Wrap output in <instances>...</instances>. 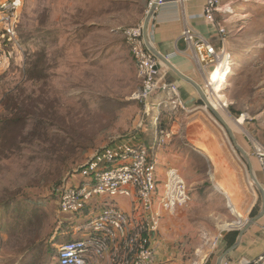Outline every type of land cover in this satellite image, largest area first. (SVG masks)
I'll return each instance as SVG.
<instances>
[{"label":"rangeland","instance_id":"374dc122","mask_svg":"<svg viewBox=\"0 0 264 264\" xmlns=\"http://www.w3.org/2000/svg\"><path fill=\"white\" fill-rule=\"evenodd\" d=\"M221 1L236 66L221 87L224 72L214 78L225 111L214 99L213 109L159 119L171 137L157 158L180 171L193 199L164 214L158 264H193L197 253L203 264L211 255L230 264L224 235L264 205V0ZM146 11L133 0H22L16 41L0 39V264H57L56 245L77 238L74 227L95 211L60 213L55 189L78 185V169L114 140L155 146L156 105L146 114L134 98L141 79L123 35ZM241 117L245 131L233 120ZM242 239L252 254L231 264H264V215Z\"/></svg>","mask_w":264,"mask_h":264},{"label":"built area","instance_id":"2783aa9c","mask_svg":"<svg viewBox=\"0 0 264 264\" xmlns=\"http://www.w3.org/2000/svg\"><path fill=\"white\" fill-rule=\"evenodd\" d=\"M166 1L149 0L147 12L157 10ZM21 5L22 0H0V28H4L0 39L16 41ZM222 11L221 0H206L203 14L217 29L220 46L190 26L181 35L187 44L181 52H190L199 64L204 75L203 99L211 109L217 96L213 93L215 72L236 69L227 47L229 29L219 20ZM123 35L141 79L134 98L143 102L146 114L150 106L156 105L150 125L158 126L160 117L166 115L164 111L189 112L178 85L161 76L158 58L147 49L144 25L129 27ZM5 63L0 54V76ZM233 73L220 80L218 87ZM170 137V130L160 125L152 148L143 142L114 140L97 150L77 171L81 174L78 185L69 181L60 184L55 193L60 213L73 215L94 209L95 214L89 223L74 227L80 233L77 238L56 245L57 264H158L156 240L164 214L174 213L193 199L191 188L177 168H168L165 175L159 173L155 149L166 145ZM118 197L130 200L129 210L114 204ZM197 256L193 264H203L201 254Z\"/></svg>","mask_w":264,"mask_h":264},{"label":"crops","instance_id":"0c3cea01","mask_svg":"<svg viewBox=\"0 0 264 264\" xmlns=\"http://www.w3.org/2000/svg\"><path fill=\"white\" fill-rule=\"evenodd\" d=\"M133 1L140 2L145 8H148L149 0ZM205 2L206 0H167L155 11L148 26L147 36L152 47L158 53L165 56L167 62L161 60L148 49L144 33V40L147 49L159 60L161 76H163L166 81L174 82L178 85L181 96L190 109V112L201 111L206 104L203 99L202 90L204 75L200 71L199 64L195 61L193 55L190 52H181L186 49L187 45L181 36L182 31L186 26H190L203 36L207 37L214 44L220 46L221 43L217 29L206 20L203 14ZM222 6L223 9H226L223 4ZM215 75L213 78H215ZM216 107L217 106H214V108ZM216 109H223L225 111V108ZM157 161L159 173L165 175V162L159 161L158 158ZM168 168L170 167H167V169ZM126 200L128 202L127 206L122 208L129 210L130 200ZM247 243L248 240L242 239L240 244L235 248V251L232 250L229 253L228 258L230 264L236 262L240 256L245 257L252 254L248 250L249 247L247 249L245 247ZM251 243L252 242H250V244ZM222 244L223 246L225 245L224 239H222ZM211 256L210 264H213V258H215V255ZM220 258L221 257L216 260L215 264L218 263ZM207 262H209V258ZM222 264H227L226 260H223Z\"/></svg>","mask_w":264,"mask_h":264},{"label":"water","instance_id":"95a60500","mask_svg":"<svg viewBox=\"0 0 264 264\" xmlns=\"http://www.w3.org/2000/svg\"><path fill=\"white\" fill-rule=\"evenodd\" d=\"M155 9H150L148 12H147V16L145 18V21H144V33H145V36H146V42H147V46H148V49L154 53L157 57H159L161 60L166 61V58L165 56H163L162 54L158 53L153 47L152 45L150 44V41L148 39V36H147V30H148V26H149V23H150V20L152 19V17L154 16L155 14ZM211 108V107H210ZM218 116V115H217ZM230 131V130H229ZM231 133V131H230ZM239 150H241V148L239 146H237ZM243 152V150H241ZM258 187H259V191L261 193V196H262V199H263V203H264V189L261 187V185L256 181ZM264 215V205H263V208L262 210L250 221V223L247 225V227L245 229H242L240 230V233H239V236L237 238V241L235 242V244L233 246H231L227 252H229L230 250L236 248L241 240H242V237L244 235V232L248 229V227H250L257 219H259L260 217H262ZM222 257L219 259L218 263L217 264H222Z\"/></svg>","mask_w":264,"mask_h":264},{"label":"trees","instance_id":"16d2710c","mask_svg":"<svg viewBox=\"0 0 264 264\" xmlns=\"http://www.w3.org/2000/svg\"><path fill=\"white\" fill-rule=\"evenodd\" d=\"M164 126L165 127V123L164 122H160L159 123V125L158 126ZM158 126H153V129L151 130L152 132L150 133L151 134V139H153L154 138V135H155V131H156V128L158 127ZM156 152V151H155ZM82 167V166H81ZM80 167V168H81ZM80 168L78 169V171L80 170ZM60 186V185H59ZM58 186V187H59ZM57 187V188H58ZM56 188V189H57ZM56 189H55V192H54V199L56 200V195H55V193H56ZM41 204V206H45L46 205V203L45 202H43V203H40ZM253 214H258L257 213V210H255L254 211V213ZM239 233H240V231H238V230H231V231H229V232H227L225 235H224V237H223V239H224V241H225V243H226V250L227 249H229L231 246H233L234 244H235V242L237 241V238H238V236H239ZM71 240V239H70ZM69 241V240H68ZM54 245V244H53Z\"/></svg>","mask_w":264,"mask_h":264},{"label":"bare ground","instance_id":"6f19581e","mask_svg":"<svg viewBox=\"0 0 264 264\" xmlns=\"http://www.w3.org/2000/svg\"><path fill=\"white\" fill-rule=\"evenodd\" d=\"M234 71V70H233ZM233 71H227V73H225L224 72V76L221 78L222 80H224L225 78H226V75H228V74H230V73H232ZM215 75V74H214ZM216 77H217V75H216ZM215 80V79H214ZM222 91H220V92H217V94H219V93H221ZM213 93L214 94H216V91H214V87H213ZM218 100H220V106H222L221 105V103H223L225 106H224V108L226 107V105H227V103L223 100V98L219 95V99ZM223 107V106H222ZM216 109V108H215ZM234 120V123L239 127V128H241V129H243L244 131H245V128H244V118L243 117H241V118H239V119H233ZM230 202H231V199L229 200Z\"/></svg>","mask_w":264,"mask_h":264}]
</instances>
